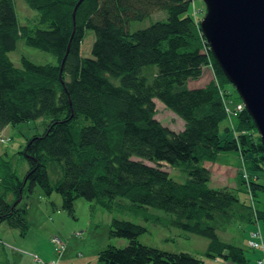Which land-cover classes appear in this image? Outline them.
<instances>
[{"label": "trees", "instance_id": "trees-1", "mask_svg": "<svg viewBox=\"0 0 264 264\" xmlns=\"http://www.w3.org/2000/svg\"><path fill=\"white\" fill-rule=\"evenodd\" d=\"M26 1L39 12L38 25L21 24L15 0H0V138L11 124L42 117L49 122L20 150L30 165L25 176L12 173L15 180L9 181L8 174L0 173V223L25 234L29 226L22 202L37 186L47 195L60 193L61 208L72 215L79 198L108 210L127 198L137 207L163 209L172 215L169 224L207 237L208 258L250 264L245 248L223 239L219 230L236 219L264 225V201L259 199L264 195V145L242 98L233 106L229 102L237 90L199 25L197 11L203 7L196 0H83L74 23L79 0ZM159 10L167 12L166 19L131 31L132 21ZM87 30L102 33L95 57L84 54L91 50L82 45ZM20 38L52 53L57 62L22 57V66H16L9 52ZM207 67L214 78L190 87ZM156 98L184 120L183 129L156 118ZM229 151L243 161L238 186L210 187L212 172L204 162L218 161ZM162 163L181 167L187 181H177ZM239 190L248 192L255 205L243 202ZM146 231L144 225L114 217L111 237L129 244L108 245L99 252L100 260L206 264L189 252L141 243L139 236Z\"/></svg>", "mask_w": 264, "mask_h": 264}, {"label": "rangeland", "instance_id": "rangeland-1", "mask_svg": "<svg viewBox=\"0 0 264 264\" xmlns=\"http://www.w3.org/2000/svg\"><path fill=\"white\" fill-rule=\"evenodd\" d=\"M196 5L203 7L202 11L200 9L196 10L197 18L200 19L199 25L202 28L201 23L206 15L207 6L204 0H196ZM15 9L21 24H39V12L32 8L26 0H15ZM193 9L194 5H192L191 12H193ZM166 18L167 12L159 10L144 20L132 21L130 29L134 31L145 28L155 20H164ZM101 35L102 33L99 31L87 30L82 45L86 47L91 45V50L84 53L86 56H96L97 47L101 42ZM93 44H95V48ZM9 57L19 67L22 66V57H26L36 63L57 62L55 55L27 45L22 38L18 40L16 48L9 52ZM154 68H157V66H154ZM212 78H214V71L212 67H207L200 79L190 81V87H201ZM239 100H241V97L237 92H233L231 97H229V102L232 106L234 102ZM155 102L157 108L156 118L164 125L175 130L183 129L185 123L181 117L169 109L161 100L156 98ZM48 122L49 118L42 117L15 125L11 124L6 127L0 138V173L8 174L7 179L9 181L15 180L11 177L12 173L23 178L29 170V162L20 153V150L24 148L27 140L31 137L43 133ZM162 164L163 168L168 170L170 175L177 181H187L188 175L181 167H171L166 163ZM204 165L212 172V179L209 185L213 188L238 186L239 178L242 175L241 172L244 170L241 156L235 151L224 152L220 154L218 161H207L204 162ZM49 171L52 181L55 182L57 174L53 172L51 164L49 165ZM3 183L8 184L7 180H3ZM238 195L246 204L252 202L248 192L239 190ZM259 199L264 201V195L261 194ZM24 201L25 209L27 207L26 218L29 226L27 234L23 235L19 227L10 226L6 221H3L0 223V240L2 239L5 243H12L19 250H24L22 246L24 247L26 246L25 244H28V249L32 253H25L24 255L28 256L29 260H32L34 256L41 257L39 255L41 252L46 257L49 256V259L52 258L50 256H55L54 259H56V244L52 238L57 233L68 246V249L66 247L65 255L60 256V264H105L99 258L101 250L108 245L125 247L129 244V240L126 238L111 237L110 235L111 222L116 217L144 225L147 231L139 236V241L143 244L159 247L170 252H189L204 259L206 264H224V260L221 258L211 259L205 255L209 245L207 237L189 233L169 224L172 215L163 209L137 207L127 198H120L115 209L108 210L96 201L79 198L75 204L74 215H72L61 208L63 199L60 193L54 191L52 194L47 195L40 186H37L35 191L30 193ZM236 214L241 217L239 213ZM262 226L264 230V225L262 224ZM255 229H257V226L248 224L243 219H236L231 221L226 228L219 230V234L223 239L244 247L247 256L250 258V263L258 264L257 260L259 258H256L257 254L255 253L258 250H253L248 245L247 240L251 238ZM33 252L36 254L33 255ZM34 262L37 264L35 260Z\"/></svg>", "mask_w": 264, "mask_h": 264}, {"label": "water", "instance_id": "water-1", "mask_svg": "<svg viewBox=\"0 0 264 264\" xmlns=\"http://www.w3.org/2000/svg\"><path fill=\"white\" fill-rule=\"evenodd\" d=\"M82 1L79 0L74 10V23L77 7ZM204 1L207 12L201 29L252 116L264 145V0ZM71 42L72 37L63 63Z\"/></svg>", "mask_w": 264, "mask_h": 264}, {"label": "crops", "instance_id": "crops-1", "mask_svg": "<svg viewBox=\"0 0 264 264\" xmlns=\"http://www.w3.org/2000/svg\"><path fill=\"white\" fill-rule=\"evenodd\" d=\"M5 129L3 130V132L5 131ZM3 132H2V135H3ZM10 198H12V196H10ZM24 202L25 201H23L22 204H24ZM255 226H257V225H255ZM25 234H27V233H25ZM55 235H59V234L56 233ZM25 237H26V235H25ZM245 240H246V238H245ZM7 243H9V242L5 243V241H3L2 239L0 240V264H36L34 262V258H32V260H29L28 256L24 255L25 253L26 254H31L32 253V251L28 249V244H25L27 247L26 246H24V247L22 246V248H24V250H19L18 248L13 246L12 243H9V244H7ZM67 249H68V246H67ZM67 249H66V251H67ZM66 251L62 254V256L65 255ZM255 253L257 254V257H256L257 259L261 257V255H260L261 251L260 250H258ZM33 254H36V253L33 252ZM39 255L41 256V258L43 260H49V261L58 260L59 264L61 263V257L62 256L60 257V256L57 255L56 259H54L55 256H50L52 258L49 259V256L46 257V255L43 254L42 252ZM211 259H214V258H211ZM224 264H234V263H232V262H230L228 260H224Z\"/></svg>", "mask_w": 264, "mask_h": 264}, {"label": "built area", "instance_id": "built-area-1", "mask_svg": "<svg viewBox=\"0 0 264 264\" xmlns=\"http://www.w3.org/2000/svg\"><path fill=\"white\" fill-rule=\"evenodd\" d=\"M245 106L244 103L242 105ZM252 204H254V201L252 199ZM53 242L56 244V253L58 256H61L66 251V242H64L59 235H55L52 238ZM248 245L253 249H262L264 252V232L263 229L260 226V223L257 224V229H255L251 235V238L248 239ZM34 255V254H33ZM34 260L38 264H59L58 260H51V261H45L39 256H34ZM258 264H264V256L259 258L257 260Z\"/></svg>", "mask_w": 264, "mask_h": 264}]
</instances>
